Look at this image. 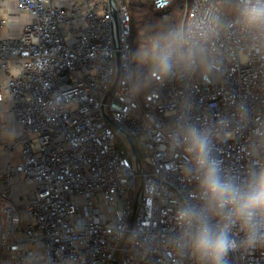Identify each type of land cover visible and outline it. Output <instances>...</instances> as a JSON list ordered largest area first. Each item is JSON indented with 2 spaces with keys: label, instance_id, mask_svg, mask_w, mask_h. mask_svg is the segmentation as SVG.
Segmentation results:
<instances>
[{
  "label": "built area",
  "instance_id": "1",
  "mask_svg": "<svg viewBox=\"0 0 264 264\" xmlns=\"http://www.w3.org/2000/svg\"><path fill=\"white\" fill-rule=\"evenodd\" d=\"M5 1L0 105L7 103L17 131L0 162V264H192L161 245L175 231V201L193 188L180 153L164 152L161 130L185 99L210 121L232 115L231 101L244 103L253 122L218 144L225 165L242 172L243 147L264 119V39L233 25L229 0H189L181 23L217 15L210 47L218 75L146 80V70L139 84L130 0H116L118 47L109 0H15L27 17L15 35L2 31ZM173 1L153 0V9L168 20ZM134 234L139 244L130 242ZM228 264H264V248L232 252Z\"/></svg>",
  "mask_w": 264,
  "mask_h": 264
},
{
  "label": "clouds",
  "instance_id": "2",
  "mask_svg": "<svg viewBox=\"0 0 264 264\" xmlns=\"http://www.w3.org/2000/svg\"><path fill=\"white\" fill-rule=\"evenodd\" d=\"M227 11L236 28L264 39V0H229ZM216 21L217 15L209 11L201 12L191 25L174 20L151 26L143 36L141 51L147 66L145 79L156 74L164 80L199 76L210 82L215 78L220 61L210 41ZM138 93L140 87L136 86ZM231 103L232 115L210 121L194 116L185 99L161 130L164 152L180 153V171L193 185L186 197L175 201V231L161 241L163 249L181 261L188 258L192 264H228L232 252L264 248V119L254 121L243 147L247 164L238 172L225 165L218 144L234 139L239 128L253 121L244 103ZM129 240L140 243L138 234Z\"/></svg>",
  "mask_w": 264,
  "mask_h": 264
},
{
  "label": "crops",
  "instance_id": "3",
  "mask_svg": "<svg viewBox=\"0 0 264 264\" xmlns=\"http://www.w3.org/2000/svg\"><path fill=\"white\" fill-rule=\"evenodd\" d=\"M1 14L8 19V27L2 31L3 34L11 33L18 34L22 25L26 22L27 17L25 14L16 9L15 0H7L3 3ZM17 131V125L14 119L7 114V103L4 102L0 105V162L4 159V144L12 138Z\"/></svg>",
  "mask_w": 264,
  "mask_h": 264
},
{
  "label": "trees",
  "instance_id": "4",
  "mask_svg": "<svg viewBox=\"0 0 264 264\" xmlns=\"http://www.w3.org/2000/svg\"><path fill=\"white\" fill-rule=\"evenodd\" d=\"M129 5L131 10V34L129 37V41L132 51H136V49L139 48V44H143V38H141L140 40H136L135 38L137 29L142 28L146 33L151 26L157 24L158 22L160 24H165L177 19L175 18V15L173 17L171 15L170 19L168 20L165 18L161 19V15L159 14L160 12L158 13L153 9V0H130ZM135 7H137V12L135 10ZM133 11L139 14V20L137 21L138 23H136L133 17ZM179 19L180 17L177 20ZM141 51L142 50L140 49V53ZM143 72L138 75L139 84L143 82Z\"/></svg>",
  "mask_w": 264,
  "mask_h": 264
},
{
  "label": "rangeland",
  "instance_id": "5",
  "mask_svg": "<svg viewBox=\"0 0 264 264\" xmlns=\"http://www.w3.org/2000/svg\"><path fill=\"white\" fill-rule=\"evenodd\" d=\"M182 2H183V4H182ZM188 3H189V0H174L172 5H171L172 8H170V10H169V15L167 16V18L170 19L171 15H172V17L175 15L176 16L175 18H177V19L179 17L182 18L184 16V13H185V10H186V6H188ZM135 10L137 12V7H135ZM159 14L161 15V19L164 18L161 13H159ZM138 16H139V14L135 13L133 11V17H134L136 23H138L137 21L139 20ZM144 34H145L144 29H142V28L137 29L136 36H135L136 40H140L141 38H143ZM140 49L142 50V44H139V48L136 49V51H133L134 53L137 54V61H136V65H135V73H136V78H137L136 81H138V75L141 72H143V71L145 72L147 70L146 64L141 59ZM137 150H138V156H139V159H140L142 165L146 169L149 168L147 166V163H146L147 162V157H146L145 153L141 150V147L139 145H137ZM139 184H140V180H139V178H137V181H136L137 187H139Z\"/></svg>",
  "mask_w": 264,
  "mask_h": 264
},
{
  "label": "water",
  "instance_id": "6",
  "mask_svg": "<svg viewBox=\"0 0 264 264\" xmlns=\"http://www.w3.org/2000/svg\"><path fill=\"white\" fill-rule=\"evenodd\" d=\"M109 9H110V13H111V23H112V36H113V40H114V45L116 47H118L119 45V42H118V17H117V9H116V0H109ZM118 53V52H117ZM119 54H116V57H117V69H116V77H115V80H114V83L113 85L111 86V89L114 87L115 83H116V80L118 78V75H119V71L121 70L120 69V60H119ZM110 89V90H111ZM112 124H114L111 120H109ZM115 125V124H114ZM127 139L131 145V148L133 150V153L135 155V157L137 158V154H136V151H135V146L133 144V141L132 139L127 136Z\"/></svg>",
  "mask_w": 264,
  "mask_h": 264
}]
</instances>
